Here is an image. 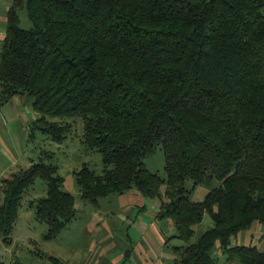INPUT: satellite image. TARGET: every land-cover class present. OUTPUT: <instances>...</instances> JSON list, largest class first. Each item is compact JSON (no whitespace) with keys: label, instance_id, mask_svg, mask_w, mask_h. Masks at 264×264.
Instances as JSON below:
<instances>
[{"label":"trees","instance_id":"1","mask_svg":"<svg viewBox=\"0 0 264 264\" xmlns=\"http://www.w3.org/2000/svg\"><path fill=\"white\" fill-rule=\"evenodd\" d=\"M14 96L32 98L33 126L44 123L56 141L72 123L48 119L82 120V143L103 162L101 173L86 164L75 172L82 200L98 206L133 189L160 200L156 217L176 228L168 239L185 241L172 246L174 264H217L216 243L227 261L264 264V248L232 244L254 222L264 226V0H13L0 100ZM160 147L166 178L144 166ZM37 177L46 195L29 207L47 224L43 237L75 220L57 166L35 162L4 182V242ZM187 179L212 186L203 200L189 198ZM205 212L213 224L191 242Z\"/></svg>","mask_w":264,"mask_h":264},{"label":"rangeland","instance_id":"2","mask_svg":"<svg viewBox=\"0 0 264 264\" xmlns=\"http://www.w3.org/2000/svg\"><path fill=\"white\" fill-rule=\"evenodd\" d=\"M12 2L0 0V49L6 29L5 10ZM19 25L22 28L31 26L24 8L19 9ZM38 117L40 114L34 110L30 97L15 96L6 102L0 100V201L6 179L32 163L51 162L57 166V174L63 179L62 190L75 197L77 215L56 238L45 239L47 224L38 221L35 209L29 207L30 201L46 195L45 181L37 177L23 193L10 243L4 242L0 234V259L5 264H174L172 246L185 245V241L168 239L176 235V228L172 219L156 217L160 200L143 197L134 189L102 197L98 206L82 200L75 172L86 164L101 173V154L82 143L80 118L48 119L72 123L66 139L59 142L43 130L44 123L33 126ZM144 166L166 178L164 150L157 148L144 159ZM185 185L192 201L203 200L212 187L194 185L190 179ZM166 188L164 182L159 189L162 195ZM212 224L209 213L205 212L203 219L194 225L190 241L195 242ZM263 232L264 226L254 222L250 228L240 231L232 239V244H254L264 248ZM211 254L217 258V264L226 262L227 255L218 243Z\"/></svg>","mask_w":264,"mask_h":264},{"label":"crops","instance_id":"3","mask_svg":"<svg viewBox=\"0 0 264 264\" xmlns=\"http://www.w3.org/2000/svg\"><path fill=\"white\" fill-rule=\"evenodd\" d=\"M6 10H7V7H6ZM6 10H5V11H6ZM4 20L6 21V15H5V19H4ZM14 97H15V96H14ZM230 263H232V262L227 261V260H226V262H223V264H230Z\"/></svg>","mask_w":264,"mask_h":264}]
</instances>
